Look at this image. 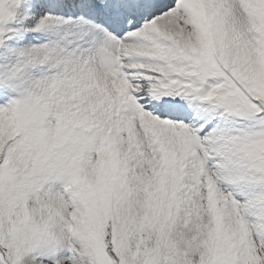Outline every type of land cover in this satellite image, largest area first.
<instances>
[{
  "label": "snow or ice",
  "instance_id": "obj_1",
  "mask_svg": "<svg viewBox=\"0 0 264 264\" xmlns=\"http://www.w3.org/2000/svg\"><path fill=\"white\" fill-rule=\"evenodd\" d=\"M0 264H264V0H0Z\"/></svg>",
  "mask_w": 264,
  "mask_h": 264
}]
</instances>
